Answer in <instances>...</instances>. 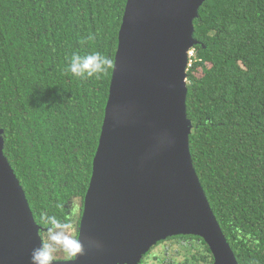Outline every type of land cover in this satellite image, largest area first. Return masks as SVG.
<instances>
[{"label":"trees","instance_id":"trees-1","mask_svg":"<svg viewBox=\"0 0 264 264\" xmlns=\"http://www.w3.org/2000/svg\"><path fill=\"white\" fill-rule=\"evenodd\" d=\"M125 3L0 0L3 153L42 238L45 215L69 219L78 236ZM193 25L186 70L193 167L238 264H264V0H204ZM93 52L109 59L105 72L67 71L73 53ZM173 242L176 253L190 254L183 264H213L192 234L157 241L166 254L149 264H176Z\"/></svg>","mask_w":264,"mask_h":264},{"label":"water","instance_id":"water-1","mask_svg":"<svg viewBox=\"0 0 264 264\" xmlns=\"http://www.w3.org/2000/svg\"><path fill=\"white\" fill-rule=\"evenodd\" d=\"M204 0H126L74 262L136 264L176 234L201 237L213 264H238L189 150L187 51ZM0 129V264H31L41 244L25 193L3 153ZM99 248H89L88 239Z\"/></svg>","mask_w":264,"mask_h":264},{"label":"clouds","instance_id":"clouds-1","mask_svg":"<svg viewBox=\"0 0 264 264\" xmlns=\"http://www.w3.org/2000/svg\"><path fill=\"white\" fill-rule=\"evenodd\" d=\"M110 61L99 52L86 55L73 53L68 57L67 71L74 77L85 78L98 76L106 71ZM43 223L46 225V237L41 239L39 247L31 252V264H54L56 254L63 253L66 262H74L85 252L84 245L75 234L73 224L67 218L61 219L56 215H45ZM89 248H99L95 239H88Z\"/></svg>","mask_w":264,"mask_h":264},{"label":"rangeland","instance_id":"rangeland-1","mask_svg":"<svg viewBox=\"0 0 264 264\" xmlns=\"http://www.w3.org/2000/svg\"><path fill=\"white\" fill-rule=\"evenodd\" d=\"M188 67V66H187ZM198 74H200V73H198ZM74 204V203H73ZM74 208H75V205H72V209L74 210ZM74 232H75V228H74ZM157 243V242H156ZM156 243L155 244H153V245H151V247L152 246H154V245H156ZM157 249H159V248H157V247H155V248H152L151 250H150V253H147L146 255H145V259H147V260H145V262H144V264H149V263H153V262H157L156 261V259L154 260L152 257L154 256V255H156L157 253H156V250ZM178 250V244H177V242H173L172 243V245L170 246V248H169V254H173L174 255V258H173V262L174 263H176V264H183L184 263V259L185 258H189L190 257V254H186V257H185V255L184 254H182L183 252H181V251H179L178 253H176V251ZM160 254H161V252H160ZM162 256V255H161ZM151 258H152V260H151ZM151 260V261H150Z\"/></svg>","mask_w":264,"mask_h":264},{"label":"flooded vegetation","instance_id":"flooded-vegetation-1","mask_svg":"<svg viewBox=\"0 0 264 264\" xmlns=\"http://www.w3.org/2000/svg\"><path fill=\"white\" fill-rule=\"evenodd\" d=\"M165 241H166V240H165ZM162 244H163V243L158 244V245H154V246L150 247V248H149V251H148L147 253H150V250H151L152 248L157 247V248H159V249L156 250V253L159 255V254H160V251H161V255H165V254H166V252H164V251H165V249H164L165 246H163ZM147 253H146V254H147ZM146 254H145V255H146ZM145 255H143V257H142V256L140 257V259H141V260H140L141 263L139 262V264H144V261L147 260V259H145V258H146ZM63 260H64V258H63Z\"/></svg>","mask_w":264,"mask_h":264},{"label":"built area","instance_id":"built-area-1","mask_svg":"<svg viewBox=\"0 0 264 264\" xmlns=\"http://www.w3.org/2000/svg\"><path fill=\"white\" fill-rule=\"evenodd\" d=\"M187 55H188V63L187 66H190L191 62H192V56H193V50H188L187 51Z\"/></svg>","mask_w":264,"mask_h":264}]
</instances>
